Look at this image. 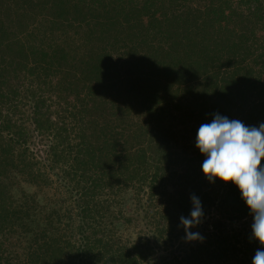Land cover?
Returning a JSON list of instances; mask_svg holds the SVG:
<instances>
[{
	"label": "trees",
	"instance_id": "trees-1",
	"mask_svg": "<svg viewBox=\"0 0 264 264\" xmlns=\"http://www.w3.org/2000/svg\"><path fill=\"white\" fill-rule=\"evenodd\" d=\"M216 115L264 124V0H0V264H252Z\"/></svg>",
	"mask_w": 264,
	"mask_h": 264
},
{
	"label": "clouds",
	"instance_id": "clouds-1",
	"mask_svg": "<svg viewBox=\"0 0 264 264\" xmlns=\"http://www.w3.org/2000/svg\"><path fill=\"white\" fill-rule=\"evenodd\" d=\"M196 147L205 157L202 171L206 179H219L239 189L253 217L252 236L261 246L252 264H264V124L248 127L216 115L210 124H202L198 129ZM191 200L190 218H180L189 242L203 239L198 232L190 231L203 216L199 199L192 196Z\"/></svg>",
	"mask_w": 264,
	"mask_h": 264
},
{
	"label": "rangeland",
	"instance_id": "rangeland-1",
	"mask_svg": "<svg viewBox=\"0 0 264 264\" xmlns=\"http://www.w3.org/2000/svg\"><path fill=\"white\" fill-rule=\"evenodd\" d=\"M52 194H53V192H51V195H52ZM51 197H52V196H51ZM60 199H61V198H60ZM62 199H63L62 201H65V202H66V200H67V198L64 197V196L62 197ZM68 204H69V203H68ZM59 205H60V206H63V207L65 208V204H64V205H61V200H60V202H59Z\"/></svg>",
	"mask_w": 264,
	"mask_h": 264
}]
</instances>
